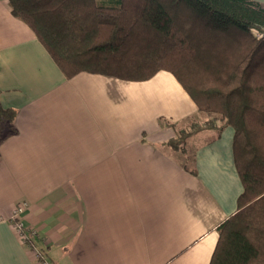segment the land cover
I'll return each instance as SVG.
<instances>
[{
    "label": "crops",
    "instance_id": "0c3cea01",
    "mask_svg": "<svg viewBox=\"0 0 264 264\" xmlns=\"http://www.w3.org/2000/svg\"><path fill=\"white\" fill-rule=\"evenodd\" d=\"M0 105L15 110L0 141V264H38V253L49 264H209L243 190L233 129L170 146L202 114L172 74L67 79L0 0ZM19 203L30 246L12 226Z\"/></svg>",
    "mask_w": 264,
    "mask_h": 264
},
{
    "label": "trees",
    "instance_id": "16d2710c",
    "mask_svg": "<svg viewBox=\"0 0 264 264\" xmlns=\"http://www.w3.org/2000/svg\"><path fill=\"white\" fill-rule=\"evenodd\" d=\"M63 75L144 81L173 75L199 112L201 130L233 129L242 183L237 211L220 223L209 264H264V6L252 0H7ZM15 110L0 105V141ZM160 124H167L158 119ZM169 124V123H168ZM25 243L34 234L23 230Z\"/></svg>",
    "mask_w": 264,
    "mask_h": 264
},
{
    "label": "rangeland",
    "instance_id": "374dc122",
    "mask_svg": "<svg viewBox=\"0 0 264 264\" xmlns=\"http://www.w3.org/2000/svg\"><path fill=\"white\" fill-rule=\"evenodd\" d=\"M217 118H218V116L216 114H212V113H208V112H202L201 116H199V118H197L196 120H193L192 122H183L180 125H178L176 128L178 130V133L179 132L180 133L181 132L187 133V132L195 129L194 128L195 124H197L199 126H202V125H204L205 122L210 121V120H215V121H217V123H220L219 120H216ZM183 142H184V140H183ZM182 145H183V143H182ZM185 149H186V152H188V158H189V153H191V151L188 150V147H186ZM179 154H180V159H182V156H181L180 152H179Z\"/></svg>",
    "mask_w": 264,
    "mask_h": 264
},
{
    "label": "built area",
    "instance_id": "2783aa9c",
    "mask_svg": "<svg viewBox=\"0 0 264 264\" xmlns=\"http://www.w3.org/2000/svg\"><path fill=\"white\" fill-rule=\"evenodd\" d=\"M24 210H25V204L24 203H20V204L16 205L15 209L13 210L12 226L15 229V231H17L19 233V235L21 236V240L23 241V243L26 244L25 243L26 236L23 233L22 223L20 221L21 213H23ZM37 258L39 259L38 264H49L47 261H45L42 258V256L39 253L37 254Z\"/></svg>",
    "mask_w": 264,
    "mask_h": 264
}]
</instances>
